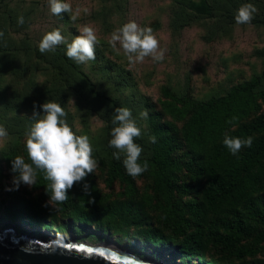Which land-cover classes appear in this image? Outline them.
<instances>
[{"label":"rangeland","instance_id":"obj_1","mask_svg":"<svg viewBox=\"0 0 264 264\" xmlns=\"http://www.w3.org/2000/svg\"><path fill=\"white\" fill-rule=\"evenodd\" d=\"M66 2L71 4L72 12L54 16L48 0H0V31L4 33L0 37V124L8 132L7 138L0 139V230L10 227L36 238L41 235L91 244L106 242L159 264H196V259L187 262L178 254L169 255L159 246L134 237L130 228L124 233L96 225L91 219L79 220L74 212L89 208L90 196L82 191L83 182L69 190L71 196L66 200L69 210L64 214L49 201L42 188L21 184L17 190L11 160L24 157L34 103L42 113L39 105L55 101L67 112L66 119L73 131L90 138L92 155L98 162L89 176L91 192L95 190L105 203L134 202L145 208L148 224L164 228L157 219L152 170L148 168L137 177L130 176L131 188L118 183L106 185L103 181L107 159L116 151L109 146L114 109L129 108L141 127L142 135L135 140L143 149L140 161L148 157L151 144L147 119L140 116L147 110L159 112L161 122L175 127L176 156L187 164L194 153L183 138L195 103L225 97L253 77L258 78L253 91H264V0ZM246 3H252L256 12L250 23L238 24L235 14ZM72 15L75 20L70 18ZM20 16L24 18L22 25L17 22ZM129 21L153 29L159 48L164 51L162 61L146 57L143 62L132 63L118 43L116 48L112 47L113 33ZM85 25L95 29L100 41L95 48V60L77 64L66 56L65 45L54 53H40L38 45L46 32L59 28L70 42ZM255 103L259 105L257 114L264 113L260 97ZM117 161L125 169L123 156ZM179 177L182 185L196 184L184 169ZM189 196L200 198L198 188L192 187ZM20 200L28 203L37 221L19 216L16 204ZM11 208L13 216L8 213ZM238 241L258 250L254 259L264 260L263 226H254L249 237L241 235ZM170 246L174 248L173 243ZM200 254L203 260L227 264L223 261L226 253L210 245Z\"/></svg>","mask_w":264,"mask_h":264},{"label":"trees","instance_id":"obj_2","mask_svg":"<svg viewBox=\"0 0 264 264\" xmlns=\"http://www.w3.org/2000/svg\"><path fill=\"white\" fill-rule=\"evenodd\" d=\"M257 86L258 78L253 77L225 97L193 105L183 138L194 153L187 164L176 156L175 127L161 122L159 112L148 113L149 135L155 136L156 142H151L148 157L141 162L146 160L152 170L157 221L164 228L146 222L145 208L129 200L105 203L95 190L89 197L93 202L87 203L88 210L78 208L74 215L83 222L91 219L96 225L124 233L130 228L134 237L159 246L169 255L178 254L187 262L196 259V264H221L203 260L199 255L210 245L226 253L223 261L227 264H264L261 258H253L257 249L238 244V238L249 237L254 226L264 227V113L257 114L259 105L255 103L257 97L264 102V91L254 92ZM233 117L236 119L228 123ZM225 133L242 139L252 137V146L233 155L223 143ZM23 151L25 161L30 163L25 146ZM182 169L195 181L194 186L179 182ZM103 181L106 185L118 183L131 188L130 175L112 156L105 164ZM50 183L45 173L37 170L36 186L42 188L47 198L51 195ZM192 187L198 188L200 198L189 196ZM68 195L71 196L70 191ZM54 203L62 214L68 212L66 201ZM16 206L19 216L36 220L26 201L20 200ZM12 208L8 210L10 216L14 213Z\"/></svg>","mask_w":264,"mask_h":264},{"label":"clouds","instance_id":"obj_3","mask_svg":"<svg viewBox=\"0 0 264 264\" xmlns=\"http://www.w3.org/2000/svg\"><path fill=\"white\" fill-rule=\"evenodd\" d=\"M50 12L54 16L71 13L72 6L66 0H48ZM256 8L252 3L241 5L236 14L238 24L250 23ZM76 19L75 15L70 17ZM18 24L24 23L23 16L18 17ZM4 33L0 31V37ZM100 43L94 28L85 25L79 35L69 40L62 35L59 28L46 32L39 42V51L44 54L55 52L60 45L66 46V56L77 64H87L95 60V48ZM117 43L124 55L132 63L143 62L146 57H151L159 62L164 59V51L159 48V41L150 27H141L135 21L122 25L111 38L113 48ZM33 105L32 123L26 132L25 148L29 162L24 157L17 156L11 160V171L15 174L13 184L18 190L21 184L29 187L36 185L37 170L45 173V179L51 183L48 188L51 192L49 201L62 203L68 199V192L77 183L85 182L89 174H93L98 162L93 158V147L89 136L77 135L67 122V112L55 101L47 100L39 105L42 113ZM143 119L148 118L147 110L140 113ZM233 117L228 123H232ZM114 127L111 130L109 146L116 149L113 157L117 160L123 156V165L127 173L137 177L148 170V162L143 163L140 157L143 149L135 142L141 137L142 129L133 117L132 111L127 107H116L112 118ZM8 132L0 124V139L7 138ZM150 141L156 142L155 136ZM224 145L231 154L236 155L243 147H251L252 137L242 139L232 137L227 133L223 139ZM82 191L90 196V186L83 183ZM48 201V203H49ZM93 202L89 200V203Z\"/></svg>","mask_w":264,"mask_h":264},{"label":"water","instance_id":"obj_4","mask_svg":"<svg viewBox=\"0 0 264 264\" xmlns=\"http://www.w3.org/2000/svg\"><path fill=\"white\" fill-rule=\"evenodd\" d=\"M91 249V251H88ZM0 264H159L106 242L87 243L61 238L41 239L0 230Z\"/></svg>","mask_w":264,"mask_h":264},{"label":"snow or ice","instance_id":"obj_5","mask_svg":"<svg viewBox=\"0 0 264 264\" xmlns=\"http://www.w3.org/2000/svg\"><path fill=\"white\" fill-rule=\"evenodd\" d=\"M88 251H91V249H88Z\"/></svg>","mask_w":264,"mask_h":264}]
</instances>
